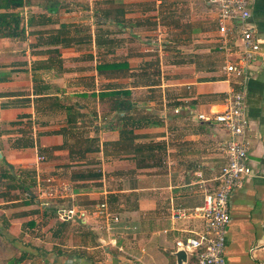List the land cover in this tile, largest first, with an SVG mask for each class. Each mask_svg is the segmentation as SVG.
<instances>
[{
	"label": "crops",
	"instance_id": "crops-1",
	"mask_svg": "<svg viewBox=\"0 0 264 264\" xmlns=\"http://www.w3.org/2000/svg\"><path fill=\"white\" fill-rule=\"evenodd\" d=\"M114 2L125 11L121 30L104 13ZM21 9L25 37H0V244L3 237L15 245L22 236H50L46 250L27 241L22 249L30 256L19 264H170L169 254L175 257L185 238L203 228L202 219L177 215L179 209L200 206V182L215 186L225 163L226 130L196 118L221 109L233 87L222 69L215 4L27 0ZM250 9L261 45L246 81L253 175L230 200L227 264H264V0H251ZM52 31L80 40L39 41ZM98 31L100 39L120 42L98 44ZM118 60L128 62L131 75L98 74V63ZM108 84L131 89L132 111L99 109L94 92ZM69 113L76 118L69 121ZM119 115L132 124L122 125L124 135L110 127ZM87 147L99 150H81ZM76 171L101 175L71 179ZM48 176L72 182L74 193L40 200L38 182ZM25 187L33 198L22 193ZM105 200L121 214L109 230L98 223L104 218L97 205ZM45 210L56 217L41 225Z\"/></svg>",
	"mask_w": 264,
	"mask_h": 264
},
{
	"label": "built area",
	"instance_id": "built-area-1",
	"mask_svg": "<svg viewBox=\"0 0 264 264\" xmlns=\"http://www.w3.org/2000/svg\"><path fill=\"white\" fill-rule=\"evenodd\" d=\"M199 1V0H191ZM215 4L219 41L225 52L222 66L233 87L227 92L221 109H212L211 114L196 115L199 120L214 119L228 134L225 143V163L213 179L215 186L200 182L204 201L190 211L179 209L177 215H192L203 221V228L195 235L187 236L180 246L189 253L192 264H227L225 256L227 227L231 221L230 200L234 191L253 175L250 165V120L246 111V81L251 66L261 53L254 26L250 22L251 0H203ZM238 38L237 49L232 45ZM40 194L47 199H63L74 193L72 182L52 176L40 178ZM97 213L104 218L101 228L112 229L121 217L105 200L97 205Z\"/></svg>",
	"mask_w": 264,
	"mask_h": 264
},
{
	"label": "trees",
	"instance_id": "trees-1",
	"mask_svg": "<svg viewBox=\"0 0 264 264\" xmlns=\"http://www.w3.org/2000/svg\"><path fill=\"white\" fill-rule=\"evenodd\" d=\"M27 4V0H0V9H4V12H0V37H11L22 39L26 34V27L24 22V14L22 11V7ZM105 16L109 20L110 17H113V24H117L119 27L117 30H121L122 17L125 14V11L122 6L116 4L114 2V6L112 9L104 10ZM103 34L105 31H103ZM48 35V36H46ZM100 31L95 33V38L97 43L99 44L102 40L106 42H110L113 46L118 45L120 39L118 38H103L100 39ZM39 41L44 39V43L49 45H62V46H70L74 43L79 42V38H74L69 36L68 33H62L59 31H52L47 33L39 34ZM97 71L99 75H103L108 78H119L127 75H131L130 68L127 61H104L97 64ZM94 95H97L99 98V109L104 113H121V112H130L134 109V101L132 98V91L130 88L125 87L121 84H108L104 88L100 89L97 93L94 92ZM73 107L69 111H72ZM69 121L76 118V115L73 113H69L68 115ZM119 119L116 122L110 124L111 128H117L120 131L121 135H124V125H132L129 121L128 117L119 115ZM77 120V119H76ZM123 125V126H122ZM129 129V128H128ZM124 137V136H123ZM129 138V136H127ZM135 138V136H132ZM95 141V138L91 139ZM28 142L26 145H29ZM81 150L86 151H97L99 148H83ZM43 151L41 150L40 153ZM100 172L92 171V172H82L76 171L70 175L71 179H88L96 176H100ZM12 178H15L13 174H11ZM21 187L22 184H21ZM23 194H28L31 198L32 192L28 187L22 188ZM112 200V199H111ZM43 223L41 225H45L51 217H56V214L50 212L48 213L45 210L42 213ZM36 222L34 220H30L28 225L34 226ZM59 230V229H58ZM58 233V232H57ZM56 234V231L53 233ZM19 249L20 253L18 256L11 257L8 260V264H19L29 258L30 254L25 249L16 247ZM66 251H61V254H64ZM69 253V252H68ZM170 255V264H176L175 257ZM193 260L191 259L189 264H192Z\"/></svg>",
	"mask_w": 264,
	"mask_h": 264
},
{
	"label": "rangeland",
	"instance_id": "rangeland-1",
	"mask_svg": "<svg viewBox=\"0 0 264 264\" xmlns=\"http://www.w3.org/2000/svg\"><path fill=\"white\" fill-rule=\"evenodd\" d=\"M117 29V27L115 28ZM68 198V197H67ZM42 201H48V200H53L55 201L56 199H47L45 197H41ZM119 215L121 217V214L119 212ZM98 223H102V224H99L101 227L104 225L105 221L103 220H99ZM102 230V229H101ZM43 232V231H42ZM11 235V234H10ZM34 238H29V237H26L24 238V236L21 237V240L18 239L14 244H9L8 242H6L3 237L2 239V243L0 244V264H8V260L11 258V257H15V256H18L20 251L18 248L16 247H19V248H24L25 246H27L26 242L28 241L30 244L31 242L34 243V246L35 247H38V248H43L44 250L48 249V248H51V240H50V236H42L41 232H39L38 236L36 234V236H33Z\"/></svg>",
	"mask_w": 264,
	"mask_h": 264
},
{
	"label": "water",
	"instance_id": "water-1",
	"mask_svg": "<svg viewBox=\"0 0 264 264\" xmlns=\"http://www.w3.org/2000/svg\"><path fill=\"white\" fill-rule=\"evenodd\" d=\"M176 257V264H187L189 260V253L183 246H179L177 250L173 252Z\"/></svg>",
	"mask_w": 264,
	"mask_h": 264
}]
</instances>
